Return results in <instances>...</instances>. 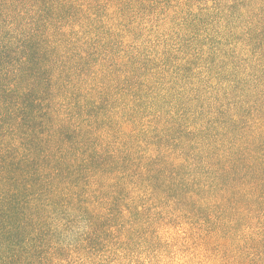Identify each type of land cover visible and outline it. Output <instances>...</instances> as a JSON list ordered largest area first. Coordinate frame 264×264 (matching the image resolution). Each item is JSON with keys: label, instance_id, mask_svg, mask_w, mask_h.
Masks as SVG:
<instances>
[{"label": "trees", "instance_id": "trees-1", "mask_svg": "<svg viewBox=\"0 0 264 264\" xmlns=\"http://www.w3.org/2000/svg\"><path fill=\"white\" fill-rule=\"evenodd\" d=\"M141 257L264 264V0H0V264Z\"/></svg>", "mask_w": 264, "mask_h": 264}, {"label": "rangeland", "instance_id": "rangeland-1", "mask_svg": "<svg viewBox=\"0 0 264 264\" xmlns=\"http://www.w3.org/2000/svg\"><path fill=\"white\" fill-rule=\"evenodd\" d=\"M145 257L139 258V260L136 261V264H145ZM155 260L153 264H186L184 263L183 259L181 257H175V258H170V257H155ZM149 262V261H148ZM147 263V262H146ZM194 264H218L213 261H205L203 263L200 262H195Z\"/></svg>", "mask_w": 264, "mask_h": 264}]
</instances>
